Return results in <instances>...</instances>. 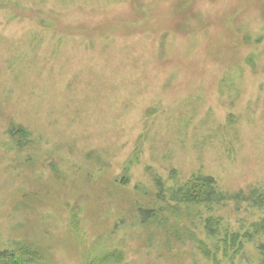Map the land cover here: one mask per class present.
Wrapping results in <instances>:
<instances>
[{
    "label": "rangeland",
    "instance_id": "obj_1",
    "mask_svg": "<svg viewBox=\"0 0 264 264\" xmlns=\"http://www.w3.org/2000/svg\"><path fill=\"white\" fill-rule=\"evenodd\" d=\"M258 197L264 0H0V250L262 264Z\"/></svg>",
    "mask_w": 264,
    "mask_h": 264
},
{
    "label": "trees",
    "instance_id": "obj_2",
    "mask_svg": "<svg viewBox=\"0 0 264 264\" xmlns=\"http://www.w3.org/2000/svg\"><path fill=\"white\" fill-rule=\"evenodd\" d=\"M217 196V191L214 187V180L211 177L194 176L185 184L178 188L176 197L184 203H210ZM257 204L264 203L263 197L255 198ZM145 213V211H143ZM146 215V214H144ZM261 230L264 231V223L261 222ZM257 226V230H259ZM262 264H264V243L261 245ZM23 256H28L30 259L38 257L39 252L33 249L29 244L22 243L16 245L13 249L0 250V264H28L29 258L22 259ZM33 260V259H32ZM31 260V261H32Z\"/></svg>",
    "mask_w": 264,
    "mask_h": 264
}]
</instances>
